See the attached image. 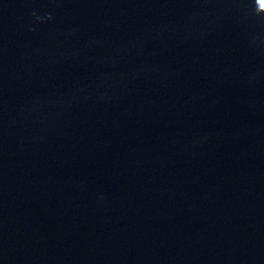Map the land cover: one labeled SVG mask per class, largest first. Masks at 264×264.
Listing matches in <instances>:
<instances>
[{"label":"water","instance_id":"obj_1","mask_svg":"<svg viewBox=\"0 0 264 264\" xmlns=\"http://www.w3.org/2000/svg\"><path fill=\"white\" fill-rule=\"evenodd\" d=\"M0 264H264V0H0Z\"/></svg>","mask_w":264,"mask_h":264}]
</instances>
